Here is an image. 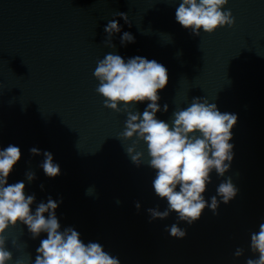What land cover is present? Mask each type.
Returning a JSON list of instances; mask_svg holds the SVG:
<instances>
[{
  "label": "water",
  "instance_id": "water-1",
  "mask_svg": "<svg viewBox=\"0 0 264 264\" xmlns=\"http://www.w3.org/2000/svg\"><path fill=\"white\" fill-rule=\"evenodd\" d=\"M179 2L0 0V148L13 144L22 152L9 183L23 181L36 203L49 196L57 201L62 229L74 227L85 243H101L121 264H246L258 258L250 250V234L264 222V0H229L224 10H231L234 25L211 34L201 30L199 36L176 22ZM118 12L127 14L129 24ZM113 19L121 26L112 37L115 49L104 44V28ZM124 32L135 43L122 46ZM109 52L125 60L154 59L168 69L159 103L161 108L167 103L169 111L157 113L159 119L170 122L172 112L193 97L238 115L231 169L224 177L213 172L204 194L210 204L219 183L232 177L238 195L220 204L219 215L206 208L191 226L174 212L149 223L147 209L159 205L163 211L167 201L152 188L155 171L148 166L146 145H137L145 154L138 168L125 151L132 140L118 139L126 114L104 107L95 91L97 61ZM145 107L137 105L141 112ZM33 147L41 155H31ZM44 151L60 166L55 178L39 167ZM28 170L36 174L31 183ZM173 223L187 229L185 238L165 230ZM6 235L13 253L9 264L17 258L30 264L29 255L34 261L46 238L42 233L33 240L23 224ZM237 248L244 249L239 258Z\"/></svg>",
  "mask_w": 264,
  "mask_h": 264
},
{
  "label": "clouds",
  "instance_id": "clouds-1",
  "mask_svg": "<svg viewBox=\"0 0 264 264\" xmlns=\"http://www.w3.org/2000/svg\"><path fill=\"white\" fill-rule=\"evenodd\" d=\"M228 2L180 0L175 20L195 36H199L201 30L211 34L221 27L234 25L231 10H224ZM116 15L129 24L126 13L118 12ZM104 31L107 33L105 46L115 49L112 37L121 31L119 21L110 20ZM128 43H135V37L124 32L121 45ZM93 74L99 81L95 91L104 98V107L126 114L125 127L118 139L132 140V145L125 151L138 168L144 162L145 154L137 151V145L141 142L146 145L148 166L155 171L152 188L159 199L167 201L163 211L159 205L147 209L149 223L167 219L174 212L178 221L191 226L201 219L206 208L219 215L220 204H228L238 195L239 189L232 177L219 183L210 204L204 194L212 183L213 172L217 177H224L231 169L234 145L230 141L238 115L221 112L216 103L205 97H193L190 105L172 112L170 122L157 118V113L169 111L167 103L163 108L159 103L160 92L169 83V74L168 69L154 59L135 56L125 60L119 54L109 52L97 61ZM140 103H146L143 112L137 108ZM29 151L33 156L41 155V150L36 147ZM43 156L39 167L45 175L49 178L60 175L61 169L54 163L53 154L44 151ZM21 157V149L13 144L0 148V264L13 261V253L7 247L6 231L18 224L27 227L33 240L46 233V238L41 239L36 248L34 261L29 255L30 264H121L120 259L105 251L101 243H85L74 227L62 229L56 215L57 201L49 196L46 203H36L34 193L26 194L23 181L9 183V176ZM25 178L31 183L36 174L28 170ZM40 188L43 190L44 185L41 184ZM92 191L93 188H89L86 194L90 195ZM34 204L35 211L32 208ZM135 207L139 211L141 204L137 201ZM165 230L177 239L187 235V229H182L177 223ZM15 244L13 241V246ZM250 250L253 254L258 253V258H249L246 264H264V222L259 224L258 231L250 234ZM243 255L244 249L237 248L234 256L239 258ZM14 264H23V261L17 258Z\"/></svg>",
  "mask_w": 264,
  "mask_h": 264
}]
</instances>
